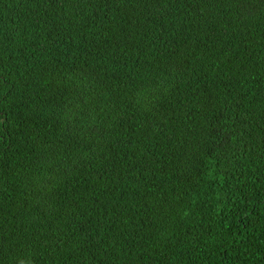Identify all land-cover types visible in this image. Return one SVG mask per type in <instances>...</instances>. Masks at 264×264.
I'll return each instance as SVG.
<instances>
[{"label": "trees", "instance_id": "1", "mask_svg": "<svg viewBox=\"0 0 264 264\" xmlns=\"http://www.w3.org/2000/svg\"><path fill=\"white\" fill-rule=\"evenodd\" d=\"M0 264H264V0H0Z\"/></svg>", "mask_w": 264, "mask_h": 264}]
</instances>
